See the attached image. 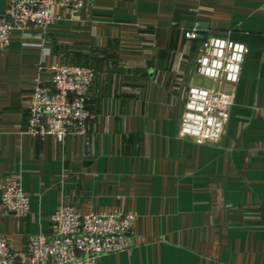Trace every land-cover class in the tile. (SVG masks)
Returning a JSON list of instances; mask_svg holds the SVG:
<instances>
[{
  "label": "crops",
  "instance_id": "1",
  "mask_svg": "<svg viewBox=\"0 0 264 264\" xmlns=\"http://www.w3.org/2000/svg\"><path fill=\"white\" fill-rule=\"evenodd\" d=\"M51 15L45 29L12 31L0 51V194L11 181L29 202L16 217L0 200V234L18 257L30 237L53 235L65 202L134 217L129 249L95 264H264V0H87ZM191 22L207 25L195 40L184 35ZM213 38L248 48L236 82L200 74ZM61 63L95 70L94 118L62 142L34 138L31 91ZM193 89L228 103L194 113L215 138L182 134Z\"/></svg>",
  "mask_w": 264,
  "mask_h": 264
},
{
  "label": "built area",
  "instance_id": "2",
  "mask_svg": "<svg viewBox=\"0 0 264 264\" xmlns=\"http://www.w3.org/2000/svg\"><path fill=\"white\" fill-rule=\"evenodd\" d=\"M86 1L6 0L7 9L0 13V51L9 43L14 30H24L28 26L45 29L53 21V6L77 11ZM184 35L195 40L199 30L185 29ZM29 45L40 47L44 56L49 53L42 43ZM228 57L230 55L225 64ZM95 74L92 67L81 64H53L49 81L36 80L31 91L26 133L39 139L51 136L60 142L69 135L82 134L88 121L94 118L89 105ZM207 99L212 112L228 105L218 94ZM0 200L6 214L26 217L29 213L28 195L14 182L1 185ZM133 220L132 215L119 211L80 213L62 202L53 215V235L30 237L22 258L0 234V264H95L102 255L129 249Z\"/></svg>",
  "mask_w": 264,
  "mask_h": 264
},
{
  "label": "clouds",
  "instance_id": "3",
  "mask_svg": "<svg viewBox=\"0 0 264 264\" xmlns=\"http://www.w3.org/2000/svg\"><path fill=\"white\" fill-rule=\"evenodd\" d=\"M209 43L212 48L209 52V56L215 57V59H209V56L202 57L199 63L202 65L200 68V74L210 78H218L221 74V70L227 73V79L232 82H236L239 78L240 67L244 62L245 55L248 52V48L243 43L233 42L229 39L213 38ZM232 49L230 57L227 58V64H225V48ZM193 99L186 105V108L190 111L185 113V125L183 127L182 134H188L194 137H216L215 133L209 130L203 131L205 117L196 115L194 113H204L205 107L209 101L207 99V91H198L193 89ZM211 111V108L208 109ZM190 122V123H189ZM207 124L212 126L215 124L217 130H219V124L215 123V118L208 116ZM198 142H203L200 140Z\"/></svg>",
  "mask_w": 264,
  "mask_h": 264
},
{
  "label": "water",
  "instance_id": "4",
  "mask_svg": "<svg viewBox=\"0 0 264 264\" xmlns=\"http://www.w3.org/2000/svg\"><path fill=\"white\" fill-rule=\"evenodd\" d=\"M192 27H194V23H188L187 25H186V28H192ZM198 29L199 30H206L207 29V25H205V24H201V25H199V27H198ZM185 32V31H184ZM205 36L203 37V39H201V40H205Z\"/></svg>",
  "mask_w": 264,
  "mask_h": 264
}]
</instances>
